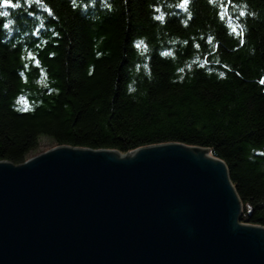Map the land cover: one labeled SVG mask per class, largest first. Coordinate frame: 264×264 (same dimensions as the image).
<instances>
[{
    "label": "trees",
    "instance_id": "trees-1",
    "mask_svg": "<svg viewBox=\"0 0 264 264\" xmlns=\"http://www.w3.org/2000/svg\"><path fill=\"white\" fill-rule=\"evenodd\" d=\"M3 12L0 161L24 163L43 138L202 147L225 163L240 220L264 227V0H0Z\"/></svg>",
    "mask_w": 264,
    "mask_h": 264
},
{
    "label": "water",
    "instance_id": "water-1",
    "mask_svg": "<svg viewBox=\"0 0 264 264\" xmlns=\"http://www.w3.org/2000/svg\"><path fill=\"white\" fill-rule=\"evenodd\" d=\"M194 149L207 150L60 145L0 161V264H264V227L238 223L225 163Z\"/></svg>",
    "mask_w": 264,
    "mask_h": 264
},
{
    "label": "rangeland",
    "instance_id": "rangeland-1",
    "mask_svg": "<svg viewBox=\"0 0 264 264\" xmlns=\"http://www.w3.org/2000/svg\"><path fill=\"white\" fill-rule=\"evenodd\" d=\"M156 145H159V144H156ZM55 146H56V144L54 142H52L51 140H48L46 138H43L41 140L40 147L37 150V154L36 155L41 154V153H43V152H45V151H47V150H49V149H51V148H53ZM149 146H151V145H149ZM36 155H34V156H36ZM238 223L240 225H246V223L242 222L241 220H239Z\"/></svg>",
    "mask_w": 264,
    "mask_h": 264
},
{
    "label": "snow or ice",
    "instance_id": "snow-or-ice-1",
    "mask_svg": "<svg viewBox=\"0 0 264 264\" xmlns=\"http://www.w3.org/2000/svg\"><path fill=\"white\" fill-rule=\"evenodd\" d=\"M3 3L5 5H9L10 4V0H3ZM37 3H39V0H37ZM229 4H231V0H229ZM11 6L12 7H17V8L20 7V5L18 3L17 4H11ZM179 7L183 8L184 7V3H181L179 5ZM0 16L7 17L8 16V12L0 13ZM10 24H12V21L11 20L8 21V24L5 25V27H8V25H10ZM165 54H167V53H165ZM36 64H37V67H39V61L38 60L36 61ZM261 83H264V80H262Z\"/></svg>",
    "mask_w": 264,
    "mask_h": 264
},
{
    "label": "bare ground",
    "instance_id": "bare-ground-1",
    "mask_svg": "<svg viewBox=\"0 0 264 264\" xmlns=\"http://www.w3.org/2000/svg\"><path fill=\"white\" fill-rule=\"evenodd\" d=\"M194 150H204V149H194ZM205 151V153H206V159L207 160H210V161H217L216 159H214L213 157H212V155L207 151V150H204ZM113 153H115V152H113ZM135 153V152H134ZM134 153H130L129 152V154L128 155H131V154H134ZM118 157H120L118 154H116ZM128 155H125V156H128ZM121 157H124V156H121Z\"/></svg>",
    "mask_w": 264,
    "mask_h": 264
}]
</instances>
